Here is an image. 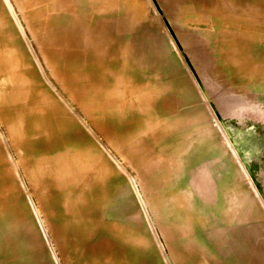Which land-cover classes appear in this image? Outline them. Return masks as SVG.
Listing matches in <instances>:
<instances>
[{"label": "bare ground", "instance_id": "bare-ground-1", "mask_svg": "<svg viewBox=\"0 0 264 264\" xmlns=\"http://www.w3.org/2000/svg\"><path fill=\"white\" fill-rule=\"evenodd\" d=\"M255 9L231 15L221 4L209 16L196 15L208 26L217 77L227 72L232 81L237 75L238 82L264 86V0ZM117 18L141 23L146 12L136 0H0V264H148L159 253L148 232L132 218L131 224L117 219L122 173L137 185L118 154L155 194L154 207L163 210L159 223L173 246L192 242L182 233L211 231L217 213L225 225L243 215L244 195L219 188L206 164L191 178L197 201L192 182L181 184L186 154L202 149L185 129L196 114L172 111L169 84L131 64L130 34L116 45L98 34L101 23ZM216 121L240 160L233 147L239 144ZM197 124L207 132L202 119Z\"/></svg>", "mask_w": 264, "mask_h": 264}, {"label": "rangeland", "instance_id": "rangeland-1", "mask_svg": "<svg viewBox=\"0 0 264 264\" xmlns=\"http://www.w3.org/2000/svg\"><path fill=\"white\" fill-rule=\"evenodd\" d=\"M136 1L140 9L146 12V18L143 22L132 24L127 20L123 24L122 19L126 21V17L120 15L122 19L117 18L114 23L110 24L109 21L101 23L98 34H101V37L104 34V38L112 37L115 40V45L118 44L119 38L123 39L126 34H130L131 51L135 55H133L131 64L140 71H145V75L160 79L163 84H169L171 88L166 92V98L169 100L167 106L171 107L172 111L179 109L183 111L182 114L188 113L189 116H192V113L196 114L193 117L195 120L192 118V122L188 123L185 129L192 131L191 138L202 149L196 147L192 152L186 154L189 158H186L188 162L185 165L186 171L180 179L181 184L185 179H189L188 183H193H191L192 192L196 200L194 180L192 181L191 178H195L196 168L206 164L211 168V172L208 171V173L214 181L217 180V186L221 185L219 188L224 186L231 193L243 194L244 204L243 215L239 219L233 216V221L226 222L225 225L217 213L218 215H213L217 224L212 225L211 231L208 228L200 234L199 230L195 228L191 234L185 232L188 234L186 236L182 233L183 238L185 240L190 238L193 244L188 240V243L191 242L189 244L192 245L189 246L187 241H184L186 249L177 244L173 246V237H168V232L163 231L159 223L157 213L163 212V210L154 207L156 203L152 200V195L155 194L150 195L149 188L140 185L138 181L141 179L135 171L136 168L129 165L130 163L118 154L119 162L127 167L128 174L131 173L134 176L133 179L137 185L132 182L130 175L128 177L127 173H122L115 194L116 214H121L117 215V219L125 223H132V218L133 223L139 222L140 225L137 226L143 227L148 232L151 240L154 241H152L153 245L158 247L159 252L152 259L149 258L148 264H264V196L262 194L264 193V86L238 82L234 80L237 75L233 77L232 81V76L227 72H223L225 75L223 74V77L220 78L216 74L214 75L213 66L217 62L212 56L213 46L211 36L207 32L208 26L195 21L196 15L209 16L221 4L227 5L231 15H238L243 8L250 7L252 9L256 7L258 9V2L263 0ZM217 4L219 5L217 6ZM186 13L188 16H184ZM260 45L263 50L264 43ZM36 49L38 50V47ZM182 59H185L184 62ZM133 72L138 71L134 69ZM154 75L156 76L154 77ZM189 76L192 80L189 79ZM182 97L188 98L189 102L182 103L179 101ZM211 99L212 101H210ZM200 119H202L200 125H207V132L198 129L197 122ZM216 119H219L223 130L227 135L229 134V138L230 133L223 122L231 131L232 138L238 141L251 169L244 163L238 148L233 145L241 162L227 145L224 136L216 129ZM170 143L172 140L169 137L167 145L169 146ZM158 148L159 146L156 147V149ZM115 150L119 151L116 148ZM13 151L18 155L23 153L24 149L13 147ZM117 151L115 152L118 153ZM242 167L245 168L247 175ZM177 182L176 180V185H179L180 183ZM206 199L209 200V196H206ZM210 202H212L213 207L218 206L216 199L213 200L212 198ZM229 206L232 208L231 205ZM130 215L132 216L130 217ZM229 225L230 229L226 232L228 229L226 226ZM219 230L221 231L219 232ZM203 237L204 241L202 240ZM181 242L183 241L181 240ZM198 244L200 246L205 244V249H200ZM196 246L201 252H196ZM177 254H180L181 257ZM185 257L188 260L184 259Z\"/></svg>", "mask_w": 264, "mask_h": 264}, {"label": "flooded vegetation", "instance_id": "flooded-vegetation-1", "mask_svg": "<svg viewBox=\"0 0 264 264\" xmlns=\"http://www.w3.org/2000/svg\"><path fill=\"white\" fill-rule=\"evenodd\" d=\"M230 133V132H229ZM231 135V134H230ZM238 148V150L241 152V155L243 156L244 155V153H243V151H242V148L240 147V145L237 147ZM249 168H250V166H249V164L246 162L245 163ZM251 169V168H250Z\"/></svg>", "mask_w": 264, "mask_h": 264}, {"label": "water", "instance_id": "water-1", "mask_svg": "<svg viewBox=\"0 0 264 264\" xmlns=\"http://www.w3.org/2000/svg\"><path fill=\"white\" fill-rule=\"evenodd\" d=\"M234 140V142L236 143V144H238V141L234 138L233 139ZM263 194V196H264V193H262Z\"/></svg>", "mask_w": 264, "mask_h": 264}]
</instances>
